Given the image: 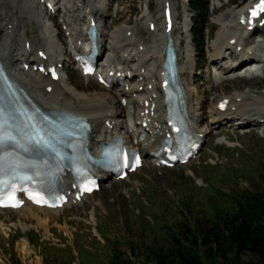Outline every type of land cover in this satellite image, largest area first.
Returning a JSON list of instances; mask_svg holds the SVG:
<instances>
[{"label": "rangeland", "instance_id": "1", "mask_svg": "<svg viewBox=\"0 0 264 264\" xmlns=\"http://www.w3.org/2000/svg\"><path fill=\"white\" fill-rule=\"evenodd\" d=\"M100 1L107 6L105 12L110 18L107 32L136 27L137 43L152 34L146 24L149 18L156 19L158 15L164 20L161 0L158 12L155 0ZM183 1L172 0L171 6H175L174 12L182 14L183 22H190ZM244 1L242 4L243 0H206L207 9L199 18L208 28L204 50L191 58L195 59L193 63L190 56H185L182 62L186 67L195 66L189 74L182 73V81L189 93L192 113L200 119L199 109L205 106L208 111L223 95L253 91L264 95L263 72L252 79L224 75L230 82L219 85L221 79L216 73L220 64L210 62V47L225 32L222 27L231 25L238 10L251 0ZM45 12L57 23V30L61 31L59 41L69 51L71 43L67 26L62 22L63 12L54 14L47 9ZM40 33L35 28L32 35L37 38ZM187 38L184 36V45ZM253 39L264 42V30L254 32ZM108 41L105 56L110 52ZM229 62L225 59L223 64ZM197 63L201 69L196 68ZM65 71H62L65 79L59 83L71 86L76 93L114 96L113 92H117L83 76L73 60ZM67 100L69 96L62 101ZM120 100L116 97L113 101L116 107L121 106ZM128 109L133 114L132 104ZM131 114L124 113L121 119L129 121L134 118ZM209 114L198 122L200 130L208 128L201 151L185 165L160 167L146 158L144 166L130 177L107 179L100 191L79 205L54 209L48 218L39 214L41 221H48L46 225L30 218L26 210L0 211V264H164L162 259L177 264L172 248L183 249L192 243L210 264H264V253L259 246L251 248L245 241L239 248L231 245L225 249L220 245V236L228 237L233 227L228 221L238 225L247 216V210L251 212L249 201L256 197L264 199V125L212 129ZM220 131H227L230 136L217 134ZM161 253L166 256L160 257Z\"/></svg>", "mask_w": 264, "mask_h": 264}, {"label": "bare ground", "instance_id": "2", "mask_svg": "<svg viewBox=\"0 0 264 264\" xmlns=\"http://www.w3.org/2000/svg\"><path fill=\"white\" fill-rule=\"evenodd\" d=\"M171 1L161 0L164 2L162 18L164 20L158 18V15L156 19L149 18L146 24H148L152 34H148L145 41L137 43L136 27L120 28L112 33L107 32L110 18L105 12L107 6L100 0H67L66 3L64 0H52L53 9L63 12L62 22L67 26L69 32L67 37L71 43V49L66 51V48H63L59 41L61 31L58 32L57 23L55 21L49 23L44 19L46 17L49 21L53 20V17H47L45 12V4L48 0L47 2L43 0H0V59L16 81L40 105L48 109L70 110L88 118L92 125L90 134L92 152H99L101 141H110L116 133L120 132L128 142L134 143L147 158L153 160L151 159V152L157 148V144L161 143V133L166 134L168 132L162 75L165 59L164 49L169 32H171V38L177 50L178 61H182L185 57L184 41L180 43L176 38V33L184 34V32L180 30L181 27L179 26H174L171 31L168 28L169 18L166 17V9L171 7ZM155 2L158 12L160 0H155ZM259 4H261V0H251L250 3L239 9L235 20L230 21L229 24L231 25L222 27L226 29L225 32L219 35L210 47L211 64H220L217 73L221 79L219 85L230 82L224 78V75L237 74L245 59L250 60L254 57L262 66L264 65V42L259 39L257 41L251 40L254 32L264 30V7L260 9L258 16L252 15L255 6ZM108 5L110 4L108 3ZM93 23L96 24L99 33L97 40L99 54H104L105 42L108 41V38L110 39L107 42L110 44V52L100 60L98 70L102 72L104 77L112 74L114 85L119 86L117 93L113 94L114 96L103 93L83 95L76 93L71 86L59 83L65 79L62 71L66 70L68 62L73 60L71 53L75 51V54H80L83 49L90 46V44L87 45L88 40H90L88 39V31ZM35 28L41 30L37 38L32 35ZM150 43H152V50L149 47ZM258 47L259 54L258 52L251 53L252 48L258 49ZM188 52L190 53L188 56L191 57L192 51L188 50ZM219 55L220 57H218ZM216 56L218 57L217 60ZM225 59L231 60V62L224 65ZM27 65L29 68H26ZM35 65L54 66L58 70L60 79L58 81L53 80L45 72H40L38 69L34 70ZM120 75L126 76L127 81L123 85H119L116 81ZM248 77L250 76L248 75ZM44 87L45 89H43ZM49 87H51L50 91ZM253 92L244 95H223L216 101L215 106L210 107L211 109L208 111L204 109L205 106L199 109L201 119L206 118V113H210L209 124L212 129L228 126L230 128L242 127L246 124L264 125V95L262 93V95H256ZM186 93H188L187 90ZM65 96H69L68 102L62 101ZM120 96L128 98V104L133 105V114L128 109V105L115 106L116 102L113 101ZM187 110L196 130L207 136L208 128L202 130L198 128V122L201 119L191 115L192 104L189 102ZM128 112L134 115L131 126L135 130L134 135H128L133 129L129 130L130 126L127 121L121 119L123 114L126 115ZM259 119L263 120L258 122ZM250 129L252 128L250 127ZM143 131H148L150 134L147 132L148 135L141 137ZM217 134L230 136L227 131H220ZM106 175V172H102L103 177ZM70 180V176L65 177L66 183ZM69 187H72V183ZM83 199H81L82 202ZM80 203V201L73 199L68 202L67 206L79 205ZM21 209L22 212L23 210L28 211L31 215L30 218L38 219L42 225H46L48 221H41L38 215L43 213L48 218V215L54 212L51 208L38 207L32 203H27ZM8 210L11 209L6 211ZM26 249L27 247H24V250Z\"/></svg>", "mask_w": 264, "mask_h": 264}, {"label": "trees", "instance_id": "3", "mask_svg": "<svg viewBox=\"0 0 264 264\" xmlns=\"http://www.w3.org/2000/svg\"><path fill=\"white\" fill-rule=\"evenodd\" d=\"M191 7L194 9V13L198 16L194 18L195 29L194 37L198 47V52L202 51L203 42L205 40V22L200 18V14L206 11V2L204 0H192ZM250 210H247V216L244 217L241 222L236 225L232 221H228L233 226L229 236H220V245L227 249L231 245L239 248V245L245 241L248 246L255 248L256 246L261 247V251L264 253V199H255L249 201ZM246 209V208H244ZM244 237L241 238V233H244ZM173 256L177 264H210L206 262V257L198 252L194 243L192 246H174L172 248ZM166 255L160 254V257ZM210 256V255H209ZM164 264H168L163 260ZM236 262V261H235ZM129 264H135L130 262Z\"/></svg>", "mask_w": 264, "mask_h": 264}, {"label": "snow or ice", "instance_id": "4", "mask_svg": "<svg viewBox=\"0 0 264 264\" xmlns=\"http://www.w3.org/2000/svg\"><path fill=\"white\" fill-rule=\"evenodd\" d=\"M258 7H264V0H261V4L258 5ZM255 14H256L255 12L252 13V15H255ZM6 125L9 128L14 127L13 125H9L8 121L6 119H4L3 109L0 108V148H2L8 141H12L14 146H17V147L21 146L20 142L16 140V137L13 136L10 131H8V132L4 131V128ZM29 142L31 143L30 139H29ZM37 143H39V142H37ZM47 147L52 148V150L55 151L53 145L47 144ZM23 150L25 152H27V151H29V148L24 147ZM3 165H4L3 158L0 157V172L3 171Z\"/></svg>", "mask_w": 264, "mask_h": 264}]
</instances>
